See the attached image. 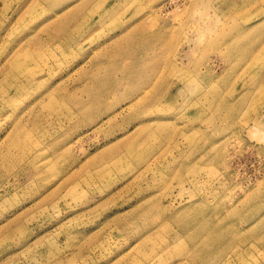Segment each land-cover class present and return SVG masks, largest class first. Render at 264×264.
I'll use <instances>...</instances> for the list:
<instances>
[{"label":"rangeland","instance_id":"1","mask_svg":"<svg viewBox=\"0 0 264 264\" xmlns=\"http://www.w3.org/2000/svg\"><path fill=\"white\" fill-rule=\"evenodd\" d=\"M0 264H264V0H0Z\"/></svg>","mask_w":264,"mask_h":264}]
</instances>
